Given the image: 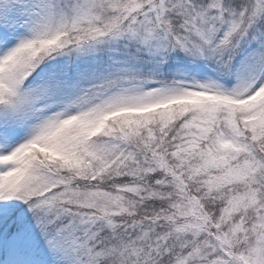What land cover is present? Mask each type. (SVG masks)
I'll return each mask as SVG.
<instances>
[{
    "label": "snow or ice",
    "instance_id": "1",
    "mask_svg": "<svg viewBox=\"0 0 264 264\" xmlns=\"http://www.w3.org/2000/svg\"><path fill=\"white\" fill-rule=\"evenodd\" d=\"M0 264H264V0H0Z\"/></svg>",
    "mask_w": 264,
    "mask_h": 264
}]
</instances>
